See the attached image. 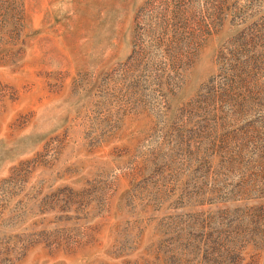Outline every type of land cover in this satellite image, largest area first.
<instances>
[{
  "label": "rangeland",
  "instance_id": "374dc122",
  "mask_svg": "<svg viewBox=\"0 0 264 264\" xmlns=\"http://www.w3.org/2000/svg\"><path fill=\"white\" fill-rule=\"evenodd\" d=\"M0 264H264V0H0Z\"/></svg>",
  "mask_w": 264,
  "mask_h": 264
}]
</instances>
